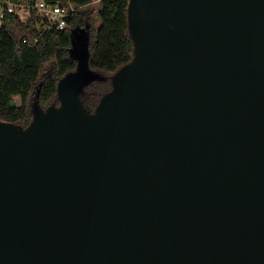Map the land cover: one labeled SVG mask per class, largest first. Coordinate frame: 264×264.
<instances>
[{
	"label": "water",
	"instance_id": "1",
	"mask_svg": "<svg viewBox=\"0 0 264 264\" xmlns=\"http://www.w3.org/2000/svg\"><path fill=\"white\" fill-rule=\"evenodd\" d=\"M129 22L94 111L77 26L60 103L0 119V264H264V0H130Z\"/></svg>",
	"mask_w": 264,
	"mask_h": 264
},
{
	"label": "trees",
	"instance_id": "2",
	"mask_svg": "<svg viewBox=\"0 0 264 264\" xmlns=\"http://www.w3.org/2000/svg\"><path fill=\"white\" fill-rule=\"evenodd\" d=\"M89 5L92 0H70ZM101 24L90 9H81L64 30L47 33L39 45H28L10 30L0 31V119L28 126L34 116V104L47 108L59 104L58 85L69 72L76 70L78 60L71 55L72 32L77 26L89 33V64L101 75L89 83L81 94L84 106L94 111L112 89L113 76L135 56L130 31V0H100ZM51 70L43 74L45 64ZM19 96L21 101L11 104Z\"/></svg>",
	"mask_w": 264,
	"mask_h": 264
},
{
	"label": "built area",
	"instance_id": "3",
	"mask_svg": "<svg viewBox=\"0 0 264 264\" xmlns=\"http://www.w3.org/2000/svg\"><path fill=\"white\" fill-rule=\"evenodd\" d=\"M85 6L70 0H0V31L10 30L23 43L39 45L47 33L70 27Z\"/></svg>",
	"mask_w": 264,
	"mask_h": 264
},
{
	"label": "rangeland",
	"instance_id": "4",
	"mask_svg": "<svg viewBox=\"0 0 264 264\" xmlns=\"http://www.w3.org/2000/svg\"><path fill=\"white\" fill-rule=\"evenodd\" d=\"M101 7V1L100 0H92V2L89 5H86L84 8L90 9L92 12V16L94 18H96V22H97V27L100 26L101 24V18L99 15V9ZM51 62H48L45 64L44 70H43V74L48 73L51 70ZM16 101L17 103H20L21 99L19 96L16 97Z\"/></svg>",
	"mask_w": 264,
	"mask_h": 264
}]
</instances>
